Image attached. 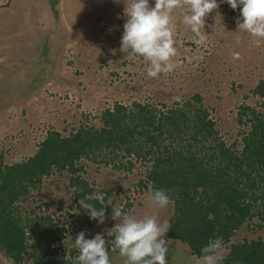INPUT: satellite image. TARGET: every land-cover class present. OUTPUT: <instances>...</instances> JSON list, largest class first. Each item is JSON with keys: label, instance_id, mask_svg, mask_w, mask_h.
I'll return each mask as SVG.
<instances>
[{"label": "rangeland", "instance_id": "1", "mask_svg": "<svg viewBox=\"0 0 264 264\" xmlns=\"http://www.w3.org/2000/svg\"><path fill=\"white\" fill-rule=\"evenodd\" d=\"M229 9L233 10L222 2L205 18L202 31L208 39L200 46L190 42L194 34L180 23L185 10H175L172 22L176 26L174 60L178 67L152 78L146 72L147 61L119 51L125 22L122 0H14L10 9L0 8V155L11 161L15 154L26 152V145L33 152L42 140L39 138L50 129L67 135L82 125H101V112L115 102L129 105L137 100L170 107L197 92L203 96L222 139L229 144L240 140L239 131L246 127L238 121L239 108L243 104L258 106L259 102L251 88L264 76V43L256 47L253 37L237 30L240 12ZM233 51L241 54L240 59L232 58ZM31 72L36 74L33 85L17 95L22 96L20 100L10 99L4 108L11 85ZM31 110L36 114V126L28 133L24 126H28ZM78 164L84 166L79 174L91 184L114 189L109 199L116 205L134 214L155 211L160 222L169 223L173 204L153 209L147 202L148 190L138 184L145 178L149 162L138 161L131 171L87 159ZM69 181L67 175L48 176L43 186L21 203L27 210L43 203L46 213L53 214L59 224L68 225L66 238L59 244L65 253L79 232L85 231L86 238H92L115 223L110 218L111 205H107L109 218L103 225L86 217H71L68 212L77 214L79 210ZM61 200L65 202L63 209L56 207ZM45 203H50L49 208ZM245 234L264 236V228L244 226L232 241ZM165 239L168 263L193 264L196 256L187 244L166 235ZM110 256L112 264H123L118 253ZM0 264L11 263L0 255Z\"/></svg>", "mask_w": 264, "mask_h": 264}, {"label": "trees", "instance_id": "2", "mask_svg": "<svg viewBox=\"0 0 264 264\" xmlns=\"http://www.w3.org/2000/svg\"><path fill=\"white\" fill-rule=\"evenodd\" d=\"M40 69L39 65L35 72ZM35 72L11 85L4 108L30 89ZM251 91L258 106H240L238 121L246 128L239 131L240 140L230 144L219 135L197 92L170 107L115 102L101 112V125H82L67 135L50 129L35 151H28L24 143L26 152L11 161L0 155V255L11 264H72L78 254L75 246L68 253L57 247L68 225L46 213L43 203L28 210L21 203L43 186L46 177L67 175L79 210L68 214L90 218L79 201L102 207L99 196L107 201L114 189L99 188L79 174L84 166L78 162L87 159L127 171L138 161L149 162L138 184L147 190L150 184L165 189L174 201L167 237L187 244L197 257L210 239L222 237L228 248L222 264H264L262 234L232 241L244 226L264 228V76ZM29 116L24 126L28 133L36 126L35 111ZM64 203L58 201L56 207L63 209Z\"/></svg>", "mask_w": 264, "mask_h": 264}, {"label": "clouds", "instance_id": "3", "mask_svg": "<svg viewBox=\"0 0 264 264\" xmlns=\"http://www.w3.org/2000/svg\"><path fill=\"white\" fill-rule=\"evenodd\" d=\"M122 2L125 22L119 51L125 55H138L147 61L146 72L152 78L161 73H170L178 67V62L174 60L177 56L176 26L172 22L173 13L177 9L185 10L180 23L194 34L190 42L197 46L206 44L208 39L202 31L205 29V18L219 9L222 2L229 4L233 10H239L237 30L253 37L256 47L264 43V0H154V4L150 0ZM240 56L238 51H233L234 60L240 59ZM46 133L39 139H43ZM124 187L127 188V185ZM146 198L153 209H162L174 203L167 190L153 188L151 184ZM99 200L102 205L99 208L87 199L79 201L90 218L85 217L103 225L109 218L107 205H111L110 218L115 223L92 238H86L85 231L79 232L74 239L78 254L72 264H112L110 253H118L123 258V264H168L169 247L165 235L170 228L167 221L160 222L155 211L151 214H134L116 205L111 199L105 202L104 197L99 196ZM225 258L223 238L216 237L201 248V254L196 256L193 264H222Z\"/></svg>", "mask_w": 264, "mask_h": 264}, {"label": "flooded vegetation", "instance_id": "4", "mask_svg": "<svg viewBox=\"0 0 264 264\" xmlns=\"http://www.w3.org/2000/svg\"><path fill=\"white\" fill-rule=\"evenodd\" d=\"M8 0H0V4H2V3H6ZM14 0H11L10 1V4H9V6H0V8H7V9H10V7H11V3L13 2Z\"/></svg>", "mask_w": 264, "mask_h": 264}, {"label": "water", "instance_id": "5", "mask_svg": "<svg viewBox=\"0 0 264 264\" xmlns=\"http://www.w3.org/2000/svg\"><path fill=\"white\" fill-rule=\"evenodd\" d=\"M10 1H11V0H8L6 3H2V4H0V6H4V7H5V6H9Z\"/></svg>", "mask_w": 264, "mask_h": 264}]
</instances>
